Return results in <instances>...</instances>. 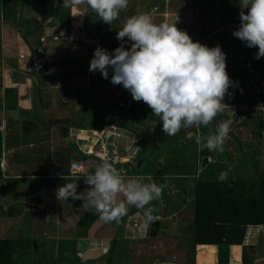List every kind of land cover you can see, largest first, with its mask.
Listing matches in <instances>:
<instances>
[{"label":"crops","instance_id":"0c3cea01","mask_svg":"<svg viewBox=\"0 0 264 264\" xmlns=\"http://www.w3.org/2000/svg\"><path fill=\"white\" fill-rule=\"evenodd\" d=\"M45 1L47 3L9 0L8 16L0 18V133L4 154L0 159V207L6 213V235L14 238L16 234L21 236L26 233L32 235L29 240L47 242L58 264H109L112 258L124 257L139 260L143 250L147 253L143 252L142 256L149 255V262L145 264H217L216 247L197 245L195 254H190L192 245L186 242L192 239L190 225L193 227L191 212L194 185L205 167L201 163L199 165L195 132L189 138L187 135L190 132L174 142L179 149L194 146L196 152L191 161L198 167L192 165L194 171L190 173L183 171L185 165L169 162V152H159L162 143H156L146 152L140 153L138 134L131 125L133 119L125 122L131 129L129 131L107 125L111 118L106 117L102 129L110 130V134L106 135L104 142L100 130H93L91 126L85 128V123L80 129L72 127L70 121L76 116L70 112L81 107L72 105L75 97H80L85 89L96 90L92 87L109 86L112 75L109 70V78L104 79L100 73L88 71L90 57L96 46L88 41L83 42L82 37L89 35L92 40L98 38L101 47L106 46L104 49L109 54L116 46H112L113 36L109 38L103 32L106 24L86 5H81L77 16H73L72 9L62 7L63 1L55 0V4ZM156 5L152 2L153 8L149 11ZM131 6L132 3L128 1L127 8ZM211 12H214L213 7ZM126 16L129 18L128 14ZM51 17L52 22L47 23L46 19ZM167 17L155 16L152 20L158 24L168 23ZM178 17L180 19L183 16L178 12ZM236 17L232 21L237 19L239 22L238 13ZM179 19L178 24L175 21L176 27H180ZM199 21L201 24V18ZM119 22L123 27L125 21ZM207 23L214 34L217 22L207 20ZM116 28H112L113 32ZM48 31L58 34V40L51 42L55 61L48 65L25 66L18 58V52H26L37 42L39 35ZM113 32L111 35H114ZM119 88L117 94L109 87L117 100L122 92L121 85ZM105 90L102 89L104 93ZM112 103L118 105L117 101ZM114 111L113 116L121 118L120 109L115 107ZM80 112L85 111L82 109ZM86 112L85 117L83 114L80 117L88 121L90 111ZM153 118L146 121L153 125L160 121L159 117ZM118 130L121 135L117 133ZM153 132L147 130L150 135ZM129 136L133 137L131 147H123V142L117 143L115 140ZM166 143L171 142L169 140ZM31 144L34 146L31 147ZM156 147L159 149L157 155L150 161L148 158L154 155L149 154V149ZM223 154L226 155L225 148ZM104 159L117 169H123L127 179L142 177L144 183L155 181L158 185H164L162 199L151 203L157 209L153 213L157 217V232L154 236L149 235V229L145 230L143 214L134 206L128 205V214L116 223L105 222L99 213L86 211L80 200L56 199V189L75 178L80 179L77 191H84L87 185L83 178ZM73 165L77 168L72 169ZM118 200L127 204L122 196ZM169 236L176 241L178 249L185 245L189 251L171 253ZM258 243L259 257L254 264H264V226H248L243 246L255 247ZM134 248L136 252L132 254ZM78 254L79 258L76 257ZM230 254V264H241V246L232 247Z\"/></svg>","mask_w":264,"mask_h":264},{"label":"clouds","instance_id":"9594fccd","mask_svg":"<svg viewBox=\"0 0 264 264\" xmlns=\"http://www.w3.org/2000/svg\"><path fill=\"white\" fill-rule=\"evenodd\" d=\"M81 5L111 25L127 8L128 0H63L62 7L72 9L77 16ZM240 9L239 26L232 34L247 47H256L255 58L260 59L264 57V0H240ZM175 24H156L149 14L131 16L116 35L118 41L130 42V47L121 44L109 54L97 45L88 67L104 79L111 70L110 82L121 85L134 101L145 103L160 118L167 136L182 129L207 128L228 107L224 98L236 86L227 74L221 47L194 42ZM231 124V119L222 121L214 133L196 134L194 141L201 151L222 153ZM143 179H127L123 169L104 159L83 178L87 185L84 191H77L80 179L75 178L58 187L55 194L57 200L82 201L86 211L99 213L105 222L119 223L128 214V205L134 206L143 214L147 230L157 220L153 215L157 209L151 203L162 199L164 185L144 183ZM218 179L226 180L227 172ZM119 196L127 204L118 200Z\"/></svg>","mask_w":264,"mask_h":264},{"label":"trees","instance_id":"16d2710c","mask_svg":"<svg viewBox=\"0 0 264 264\" xmlns=\"http://www.w3.org/2000/svg\"><path fill=\"white\" fill-rule=\"evenodd\" d=\"M9 0H0V18L7 17L9 10L8 7ZM42 3H47L45 0H37ZM63 1V0H59ZM229 5H226L224 0L220 1L221 7L225 8L236 16L233 10V3L228 1ZM205 5V6H204ZM208 6L213 7L211 2H204L200 7L201 11V35L199 42L208 47H215L213 41L216 35L212 34V28L209 27L207 19H214L213 13L208 9ZM129 17L132 16L133 12L127 11ZM120 20L114 21L111 25L106 24L104 33L113 39L112 46H117L119 41L116 39L117 31L121 30L122 23ZM238 25V24H237ZM112 26L117 27L114 30V35H111ZM239 26V25H238ZM235 38V37H234ZM233 45L222 46V51L226 54V71L230 79L235 83V85L244 86L245 81H248L251 98L247 103L248 107L258 106L264 109V57L260 59L255 58V54L258 51L256 47L249 48L238 38L233 39ZM238 43L239 45H234ZM129 47H126V49ZM248 65V66H247ZM258 84H260L258 86ZM232 92V88L229 89V93ZM230 95H226L224 98V103L226 105H231ZM108 105L103 109H93L90 111V119L81 120L70 123L72 127L80 129L84 122H88L93 130H101L105 124V118L110 117V121L107 125H114L116 127H121L126 130L131 131L126 120H140L146 121L151 120L154 116L151 109L142 101H134L131 94L122 87V92L118 98V105H114L109 101ZM116 109H120V117H114ZM1 108V105H0ZM148 113H151L148 115ZM124 118V119H122ZM235 119L232 115H217V117L212 121V123L207 127L201 126L199 129H188L186 131H194L195 134L208 135L210 132L214 133L216 126L223 120ZM154 119V118H153ZM248 121L253 125L256 123V127L259 130H263V126L259 122H254L252 118H248ZM159 122V121H158ZM182 129L175 136H167L162 131V125L156 127L152 135L147 132H142L137 135L138 143L141 146L140 153L147 151L150 146L163 142H170L177 147L176 140L183 135ZM188 132V133H189ZM153 136H155L153 138ZM2 138L0 133V159L3 149L1 148ZM239 146V152H242V146L237 140ZM74 147V146H72ZM198 157H203L201 164L205 165L204 169L198 176L196 180L193 191V205L191 212V223L192 227V248L190 254H195V249L197 245H210L217 249V264H230V250L234 246L242 247L241 254V264H254L257 257H259V244L255 247L243 246V240L246 233V228L248 226H264V174L260 171L254 172L253 175H249V178L239 180L235 178V174L228 167L230 165L225 163L223 160L225 155L221 154V159L214 155V152H209L207 149L203 151L198 150ZM226 154V153H225ZM211 155L214 164L207 163L206 157ZM211 165L220 167L217 171L219 173L227 172V179L220 181L217 175L213 172L208 174L206 169ZM256 165V164H255ZM257 166V165H256ZM258 169V168H257ZM206 171V172H205ZM232 176L229 177V174ZM2 177V172L0 168V179ZM250 182L255 184L251 186ZM157 223L152 224L149 229V235L154 236L157 232ZM16 240H0V264H16L14 261V256L16 254L17 248L20 249L22 256L26 253L28 248L32 247V241H20ZM37 252V251H36ZM158 264H180V263H158Z\"/></svg>","mask_w":264,"mask_h":264},{"label":"rangeland","instance_id":"374dc122","mask_svg":"<svg viewBox=\"0 0 264 264\" xmlns=\"http://www.w3.org/2000/svg\"><path fill=\"white\" fill-rule=\"evenodd\" d=\"M128 1L132 3V6L120 12L119 20L121 22L123 21L126 22L127 11L132 10L133 15L149 14L152 19L155 16L159 18L161 17L165 18L166 16H168L166 20L168 21V24H173L175 21H177V24H178L179 17L177 18V14L179 12V15L183 17H180L179 19L180 27L177 26V28L182 31H186L187 34L191 37V39L194 42L196 41L199 42L200 35L202 32L201 24L199 21V18L201 16L200 7L206 1L211 2L213 3V6H214V12L212 13L215 16L214 17L215 21L217 22V24L214 25L217 28L213 34V35H216V38L213 41V45L214 46L219 45L222 49V46L224 45H230V46L233 45L234 41L232 42L231 39L236 38V37L234 38L232 33L234 32V27H235L236 22H238V20L237 19H234V21L232 20L234 17L238 18L236 17L237 13L239 14V12L241 11L240 0H233L235 2L233 3L232 7H233L234 12L236 13V16H233L230 11L225 10V8L221 7L220 5L221 0H128ZM228 1H225L226 5H229ZM152 2L157 3V5L152 11H149L150 9L153 8ZM32 3L35 4L36 2H32ZM167 3H168V6H166ZM208 9L211 11L212 7L208 6ZM244 11L246 12L247 10L245 9ZM207 20L208 21L212 20L211 16ZM156 24L158 23L156 22ZM112 28H115V26L114 27L112 26ZM112 28H110L111 32H113ZM237 28L238 26H236V29ZM112 34H114V32ZM105 37L106 36H104V38ZM121 44H123L125 48L130 47V42L126 43L123 41H119L116 48L121 46ZM91 59H92V56L90 57V60ZM96 73H99V72L97 71ZM259 85L260 84H258V86ZM92 88H96V90L85 89L80 94V97H75V101H73L74 103L72 102L73 103L72 105L77 106V107L81 106V107L77 108L76 111L71 110L72 112L70 113H72V116L74 115L76 117L75 118L73 117L72 119L74 120L70 121V123L71 122L74 123V122L81 120L80 116H82L83 114V117H85L87 114L86 111L88 110L93 111V109H103L108 105V103H110L109 101L118 102L117 97L114 95L112 91H110L111 89H109L108 85H105L103 87L95 86ZM102 89H107L105 90L106 93H104ZM229 97H231L230 100L232 101V104L227 105L228 107H225L224 111L220 115H226V116L232 115V117H234L235 119L233 118L231 119L232 124H231V131L229 133V139L226 141V143L223 146L225 148V153H226L223 161L230 165L232 169L230 170L233 172V174H235L236 178H238L239 180L249 178V175H253L254 172H256V170L260 171L261 173L263 172L264 174V129L259 130L256 127V124H257L256 122H259L261 126H263L264 128V109H261L260 107L254 106V105L252 107L247 106V103L249 102L251 98L250 87H249L247 80L245 81L244 86L236 85L232 87V92ZM76 100H79L78 102L80 103V105L78 104ZM76 103L77 105H75ZM82 109L83 111H85L84 113L80 112L82 111ZM233 111L235 115L233 114ZM76 112H78L77 115H75ZM150 114L151 113H148V115ZM155 117L157 118L158 116L154 115V118ZM248 118H252V120L256 124L253 125L251 122L248 121ZM149 122L150 121L136 120V121H131V125H133V128L135 129L136 134L147 132V130L150 133H152L156 129V127L162 125L160 121L156 123L155 125L150 124ZM84 123L85 124L83 125L85 128L90 127V124L88 122H84ZM186 130L188 129H185V131H183V135L188 134V132L190 131V130L189 131H186ZM191 132H194V131H191ZM117 133L121 135L120 130H118ZM108 134H110V130L106 129V132L104 133V135H102V142L106 140L105 138H106V135ZM126 134L127 133H125V135ZM130 136L129 138L123 137V139L119 140L118 138L115 140L117 143L123 142V147H131L133 137H130ZM237 140H239L242 146V152H239L238 150L239 146L237 144ZM108 144H111V143L109 142ZM108 147H111V146H108ZM159 149H158L159 152L161 151L164 153L169 152V156H170V159H168L169 162L171 163L177 162V163H180V165H183V166L185 165L186 169L183 171H188V172L194 171L193 169H191L192 165L195 168L198 167V165L194 164L191 161V158L194 156L196 152L193 145L187 146L184 149H175V147L171 143L167 144L165 142L161 144ZM158 150H157V147L156 149H149V154L154 155L152 156V158H148L150 159V161H153V159L157 155L156 152H158ZM221 154L222 153L214 152V155H217L219 158L221 157ZM202 159H203L202 156L199 157V165L202 162ZM180 160L183 161V163H181ZM219 168L220 167L218 166L211 167L210 165L206 169V171H208V174H210V172L211 174L214 172L217 175V177H219L221 174L217 171ZM179 171L180 170H178V172ZM231 176H232V173L229 174V177ZM250 183H251V186L255 184L254 182H250ZM31 236L32 235H29L26 233L21 234V236L19 234H16L14 238L12 237L10 238L9 236H7L6 235V213H4V211L0 207V240L11 239V240H16L17 242H20V241L25 242L31 239ZM31 241H32V247L28 248V250L23 256H22L20 249L17 248L18 252H16L14 256V261L16 262V264H55V263L58 264L59 263V262H56L57 259H56L55 253L53 252L50 244H48L47 242L40 241V240L38 241L31 240ZM169 242L171 246V253L177 252L178 254H180V253L189 251V247L186 249L185 245L183 247H180V249H178L176 245V241L171 236H169ZM186 242L190 246L191 239L186 240ZM34 244L36 246L37 252L35 251ZM133 252H136L135 248L131 253L133 254ZM143 252L147 253L145 250L141 251V258L139 260H132V258L129 259L125 257L121 259L112 258L109 264H145L149 262V260H147L149 258V255L142 256V254H144Z\"/></svg>","mask_w":264,"mask_h":264},{"label":"built area","instance_id":"2783aa9c","mask_svg":"<svg viewBox=\"0 0 264 264\" xmlns=\"http://www.w3.org/2000/svg\"><path fill=\"white\" fill-rule=\"evenodd\" d=\"M78 19V18H77ZM47 23L52 22V17L46 19ZM74 22L76 25H78L77 20L74 18ZM83 41L86 42L88 40H92V37L89 35L82 37ZM58 40V34L56 31H48L47 33H42L37 37V42L32 45L26 52L19 51L18 52V58L22 60V63L27 67H36V66H42V65H48L55 61V56L53 55V52H51V42H55ZM106 128L100 130V132L104 135V131ZM34 145L31 144V147ZM4 156V154H2ZM114 161H117L116 159ZM207 163L214 164V160L211 156L206 157ZM76 169V165L72 166V169ZM77 258L80 257L78 254L76 256Z\"/></svg>","mask_w":264,"mask_h":264},{"label":"water","instance_id":"95a60500","mask_svg":"<svg viewBox=\"0 0 264 264\" xmlns=\"http://www.w3.org/2000/svg\"><path fill=\"white\" fill-rule=\"evenodd\" d=\"M48 1H50L51 3H56V1L55 0H48ZM88 42H89V44H91V45H95L96 47H97V45H99L100 47H101V45H100V43H99V40H98V38L97 39H93V40H88ZM103 48H106V46H104ZM109 82H110V80H109ZM118 87H115V86H113L112 84H111V82H110V85H109V87L115 92V93H119L120 92V85H117ZM192 135H194V132H190L188 135H187V137L189 138L190 136H192ZM141 163V161H139V164ZM190 227L192 228V224L190 225ZM36 251V250H35Z\"/></svg>","mask_w":264,"mask_h":264}]
</instances>
